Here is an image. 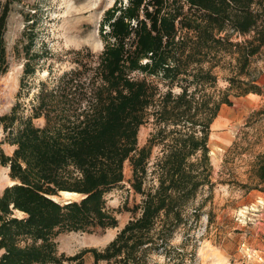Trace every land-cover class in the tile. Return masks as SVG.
<instances>
[{
  "label": "trees",
  "instance_id": "1",
  "mask_svg": "<svg viewBox=\"0 0 264 264\" xmlns=\"http://www.w3.org/2000/svg\"><path fill=\"white\" fill-rule=\"evenodd\" d=\"M12 1L0 3V75L8 69L4 34ZM182 1L188 13L176 0L167 8L168 0L144 5L128 0L126 6L115 1L101 22L109 24L106 37L114 40L105 44L97 65L65 71L53 84L39 82L28 116L19 112L18 101L0 115L5 141L14 145L10 155L0 151V164L14 182L0 194V264H85L86 252L93 257L90 264H149L152 253L167 252L178 229L199 220L208 195L198 204L195 199L203 187H212L210 125L220 105L229 102L200 94L199 87L214 83L211 68L221 52L237 53L240 73H248L251 58L264 45V0ZM130 18L137 19L135 26L126 21ZM251 32L242 43L230 39L231 33ZM33 42L30 37L24 45L28 57L17 97L35 72ZM204 62L211 64L204 68ZM134 71L157 78L167 89L146 77H130ZM229 81L246 83L245 93H259L257 84L232 76ZM174 85L180 89L176 93ZM150 119L154 131L140 146L139 127ZM155 145L160 154L149 165ZM126 161L130 184L141 195L140 202L122 206L131 217L103 248L70 256L59 252L60 233L117 226L106 195L125 180ZM256 175L264 181V160ZM60 191L80 197L64 202L55 198ZM206 216L210 221L211 211Z\"/></svg>",
  "mask_w": 264,
  "mask_h": 264
},
{
  "label": "rangeland",
  "instance_id": "2",
  "mask_svg": "<svg viewBox=\"0 0 264 264\" xmlns=\"http://www.w3.org/2000/svg\"><path fill=\"white\" fill-rule=\"evenodd\" d=\"M117 5L126 6L128 0H14L8 5L6 30L4 34L8 69L0 75V115L8 113L12 105L21 104L19 112L28 116L34 102V94L41 81L53 84L63 72L75 67H93L107 42H113L109 24H101L104 11ZM148 0H144L143 4ZM168 3L166 8L170 6ZM188 13V5L176 0ZM1 5L4 3L2 0ZM142 7V6H141ZM149 10L152 5H148ZM139 18H144L142 9ZM27 19H29L27 21ZM130 27L137 19L126 20ZM102 29V32H101ZM184 31L180 32L183 35ZM126 38L130 46L134 34ZM252 36L231 33L233 42L242 43ZM33 37L30 54L35 55V72L25 79V88L17 97L19 80L27 60L24 45ZM264 45L251 58L248 73H240L236 60L237 53L221 52L218 65L211 68L215 76L213 84L199 87V93L211 95L220 100L227 97L228 103L220 105L224 120L217 123L213 119L208 137L211 189L203 187L194 204L208 195L200 210V218L191 226L178 229L170 241L166 253H152L149 264H264V181L256 175L258 163L264 160ZM144 62V60H143ZM211 62H204L207 68ZM236 80L252 82L259 86V93L244 92L246 83H232ZM132 78H144L156 83L161 91L167 86L153 76L140 72L130 73ZM180 89L173 86L176 93ZM198 93V94H199ZM222 110V111H221ZM37 125L41 118L33 119ZM154 124L144 123L139 127L138 144H145ZM14 149L5 141V133L0 125V151L10 155ZM160 154V145L152 150V164ZM150 170V169H149ZM124 181L118 188L106 195V204L117 218V226L92 232L68 231L56 237L57 249L65 255H74L83 249L103 248L131 217L122 206H132L141 200L130 184L131 166L124 164ZM13 181L8 175V167L0 164V194ZM67 195L60 194L57 199ZM73 198L80 197L72 195ZM211 211V219L206 213ZM17 216L21 213L15 211ZM170 256V257H168ZM85 264L93 260L92 254L83 255ZM100 264H106L102 261Z\"/></svg>",
  "mask_w": 264,
  "mask_h": 264
},
{
  "label": "crops",
  "instance_id": "3",
  "mask_svg": "<svg viewBox=\"0 0 264 264\" xmlns=\"http://www.w3.org/2000/svg\"><path fill=\"white\" fill-rule=\"evenodd\" d=\"M221 111H222V110H221ZM222 117H224V114H222V112H221V114H220V107H219L218 113H217V115H216L214 121H217V123H218V122L221 123V121L224 120Z\"/></svg>",
  "mask_w": 264,
  "mask_h": 264
},
{
  "label": "water",
  "instance_id": "4",
  "mask_svg": "<svg viewBox=\"0 0 264 264\" xmlns=\"http://www.w3.org/2000/svg\"><path fill=\"white\" fill-rule=\"evenodd\" d=\"M12 183H14V182H12ZM12 183H11V184H12ZM11 184H9V185H11ZM72 193L77 194V193H75V192H72ZM60 194L63 195L62 191H60ZM78 195H79V194H78ZM79 196H80V195H79ZM72 199H75V198H73L72 196H64V198L62 197V201H64V202L69 201V200H72Z\"/></svg>",
  "mask_w": 264,
  "mask_h": 264
},
{
  "label": "bare ground",
  "instance_id": "5",
  "mask_svg": "<svg viewBox=\"0 0 264 264\" xmlns=\"http://www.w3.org/2000/svg\"><path fill=\"white\" fill-rule=\"evenodd\" d=\"M62 193L64 194V195H67V196H72V195H76V194H74V193H72V192H63L62 191ZM56 199H57V197H55Z\"/></svg>",
  "mask_w": 264,
  "mask_h": 264
},
{
  "label": "built area",
  "instance_id": "6",
  "mask_svg": "<svg viewBox=\"0 0 264 264\" xmlns=\"http://www.w3.org/2000/svg\"><path fill=\"white\" fill-rule=\"evenodd\" d=\"M144 60V62L147 60V59H143Z\"/></svg>",
  "mask_w": 264,
  "mask_h": 264
}]
</instances>
